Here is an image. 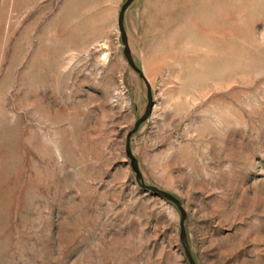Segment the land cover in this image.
I'll use <instances>...</instances> for the list:
<instances>
[{
  "label": "rangeland",
  "instance_id": "rangeland-1",
  "mask_svg": "<svg viewBox=\"0 0 264 264\" xmlns=\"http://www.w3.org/2000/svg\"><path fill=\"white\" fill-rule=\"evenodd\" d=\"M0 0V264H264V0Z\"/></svg>",
  "mask_w": 264,
  "mask_h": 264
},
{
  "label": "water",
  "instance_id": "water-1",
  "mask_svg": "<svg viewBox=\"0 0 264 264\" xmlns=\"http://www.w3.org/2000/svg\"><path fill=\"white\" fill-rule=\"evenodd\" d=\"M133 2H134V0H126V2L121 7V10H120V13L118 16V29H119L121 39H122V42L124 45V55H125L127 62L134 69V71L138 73V75L140 77L145 79L143 72L141 71V69H139L136 66V64L132 58L131 51L129 49V45H128V41H127L125 26H124L125 13H126L127 9L129 8V6ZM147 98H148V103H147L144 114L136 121L134 128L130 132H128V134L126 136V154H127V157L131 160L132 169L136 174V181L140 184V186L144 190L150 191L151 193L155 194L156 196H158L162 199H165V200L169 201L170 203L174 204L177 207V209L179 210V213H180V242H181L182 247L185 251V255H186V258L188 260V263L189 264H196L195 259L191 253V248L189 245V241H188V237H187V233H186V229H185V221L187 218V214H186V211L184 210V208L182 206L181 201L178 198H176L174 195H172L171 193H168V192L161 190L157 187L145 184L143 182V178H142V175L140 173L137 160L135 159V157L131 153L130 139L138 131L141 124L144 123L148 119V117L151 114L153 105H154L153 94H152V91H151V88L149 85H147Z\"/></svg>",
  "mask_w": 264,
  "mask_h": 264
}]
</instances>
